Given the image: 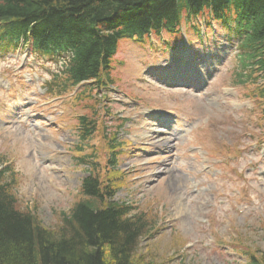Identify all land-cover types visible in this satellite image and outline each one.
I'll return each mask as SVG.
<instances>
[{"label":"rangeland","instance_id":"374dc122","mask_svg":"<svg viewBox=\"0 0 264 264\" xmlns=\"http://www.w3.org/2000/svg\"><path fill=\"white\" fill-rule=\"evenodd\" d=\"M183 28L190 49L180 34L119 44L114 88L97 95L106 97L100 114L84 113L75 90L47 95L42 85L61 62L0 53V156L15 174L19 209L54 229L92 162L100 180L109 176L104 133H115L123 147L113 202L158 230L138 255L156 264H247V250H264V117L251 88L234 84L237 51L224 32L214 39L203 29V44L190 24ZM85 114L108 129L81 145L77 118Z\"/></svg>","mask_w":264,"mask_h":264},{"label":"trees","instance_id":"16d2710c","mask_svg":"<svg viewBox=\"0 0 264 264\" xmlns=\"http://www.w3.org/2000/svg\"><path fill=\"white\" fill-rule=\"evenodd\" d=\"M189 24L214 39L217 31L224 32L221 37L237 51L234 84L251 88L249 97L264 117V0H0V48L61 60L47 95L62 96L80 86L75 100L84 113H100L94 97L115 85L120 43L177 35ZM84 84L88 86L81 88ZM77 122L81 145L98 127L104 130L89 114ZM104 135L111 150L109 176L100 180L92 162L94 172L81 180L78 200L59 215L54 229L44 227L32 210L19 209L15 176H8L15 174L0 156V264H156L138 255L140 243L158 232L155 223L113 202L121 185L114 152L120 145L112 134ZM86 159L78 158V163L88 167ZM248 251L247 264H264V250Z\"/></svg>","mask_w":264,"mask_h":264}]
</instances>
